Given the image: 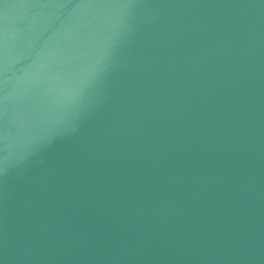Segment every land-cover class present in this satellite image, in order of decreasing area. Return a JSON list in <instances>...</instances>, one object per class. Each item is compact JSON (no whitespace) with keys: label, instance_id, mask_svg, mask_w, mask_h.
<instances>
[{"label":"water","instance_id":"water-1","mask_svg":"<svg viewBox=\"0 0 264 264\" xmlns=\"http://www.w3.org/2000/svg\"><path fill=\"white\" fill-rule=\"evenodd\" d=\"M0 264H264V0H0Z\"/></svg>","mask_w":264,"mask_h":264}]
</instances>
